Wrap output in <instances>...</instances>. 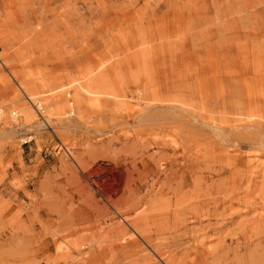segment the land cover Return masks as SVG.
I'll return each instance as SVG.
<instances>
[{
    "label": "rangeland",
    "instance_id": "rangeland-1",
    "mask_svg": "<svg viewBox=\"0 0 264 264\" xmlns=\"http://www.w3.org/2000/svg\"><path fill=\"white\" fill-rule=\"evenodd\" d=\"M0 107V264H264V0H0Z\"/></svg>",
    "mask_w": 264,
    "mask_h": 264
},
{
    "label": "bare ground",
    "instance_id": "bare-ground-1",
    "mask_svg": "<svg viewBox=\"0 0 264 264\" xmlns=\"http://www.w3.org/2000/svg\"><path fill=\"white\" fill-rule=\"evenodd\" d=\"M100 69L104 68L105 66L103 63H101L98 66ZM94 70H86L84 72L81 73L80 76H78L77 78L73 79L71 82V84H75L74 88H73V99L74 101L80 105L82 99L87 98L89 100L88 104H93L94 101L92 100H96L98 102H100L101 97L103 95H105L102 92H99L98 90H94V85L91 81L85 80L86 78H89ZM85 78V79H84ZM84 79V80H82ZM50 83L44 81L43 79L40 82H35V83H28L27 87L28 89L31 91L29 93V96L27 97L29 104H23V108H21L19 111L22 113V115L24 116L25 120H31L33 118L36 117L35 111L32 108V105H37L40 106L41 105V101L45 100V99H40V93L38 92V88L40 87H48ZM100 84V83H98ZM62 85H58L56 86L54 89H50L49 93L51 94V97L49 99V112L46 116V119H44L46 122H50L51 117L53 116H61L62 114H68L71 115L73 114V110L72 109H67L69 108L70 101H67L66 97L64 96V94L61 92H59L62 89ZM59 92V93H57ZM114 93V92H113ZM107 95H110V93H108ZM111 97L115 98L116 100H118L117 97H119L118 95L112 94L110 95ZM175 101V100H173ZM61 110V111H60ZM16 112H13L10 114V117L12 119L15 118ZM257 117H259L258 114H256L255 112H250V113H246L243 118L240 119V121H244V122H251L254 119H256ZM5 118L3 116V111L0 107V119L4 120V123H6ZM252 123V122H251ZM20 125V123L18 124ZM260 150L255 151V153L251 156V159L249 160L250 164L253 165V168H260L264 166V157H263V153L259 152ZM136 230L138 232H142L139 228L136 227ZM96 260L95 257L90 256V255H82V254H78L75 258H68V257H64L62 259V263L61 264H92L94 263Z\"/></svg>",
    "mask_w": 264,
    "mask_h": 264
}]
</instances>
